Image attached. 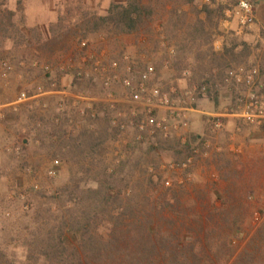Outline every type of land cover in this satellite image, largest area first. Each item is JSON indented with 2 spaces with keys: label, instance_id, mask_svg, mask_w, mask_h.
Masks as SVG:
<instances>
[{
  "label": "rangeland",
  "instance_id": "374dc122",
  "mask_svg": "<svg viewBox=\"0 0 264 264\" xmlns=\"http://www.w3.org/2000/svg\"><path fill=\"white\" fill-rule=\"evenodd\" d=\"M122 1L8 0L5 3L6 8L16 12L14 23L27 27V33L29 28L35 32L29 34L26 44H15L12 39L3 40L0 32V67L3 62H8L14 68L7 80L0 77V108L3 114V119H0V249L8 248L7 254L19 262L23 261L25 250L21 246L25 242L16 232L12 233V229L16 228L17 232L25 235L28 230H34L32 227L41 228L48 222L52 224V217L46 209L62 210L63 204L43 197H51L70 182L94 186L104 166L107 174H116L119 185L129 182L126 191L129 195H146L159 201L165 193L171 199L170 192H177L180 205L174 209L166 208L165 217L176 219L179 223L177 227L185 237L190 235L189 230L199 231V225L192 223L197 216L206 218L215 215L218 223H205L203 233H220L222 237H228L229 246L216 256H202L203 264H233L239 254L252 252V242L260 246L253 264H264V236L258 235L264 225L263 129L245 125L236 118H223V128L214 140L220 151L191 168L187 174L191 179L185 182V173L175 174L162 169L174 162L173 150L155 145L158 136L140 144L134 141L133 131L119 135L110 126L111 115H107L103 103L101 81L89 62L82 66V58L87 55L79 50L81 41L89 42L88 53L96 56L104 53L107 61H121L124 56L130 57L137 72L144 70L150 59L158 69L154 82L164 88L177 85V80L181 79L166 48L161 46V34L150 41L143 32L115 35L107 31L89 32L84 29L81 20L83 12L90 10L102 16L110 4ZM248 1L254 4L256 16L258 14L254 27L257 26L260 31H256V35L263 38V41L256 39L253 44L247 43L252 51L250 61L256 60V64L261 66L264 60V0ZM218 2L232 6L226 9L224 19L237 6L233 5L234 0ZM204 4H210V0H197L199 8ZM188 9L185 7V10ZM160 25L159 22L155 25L159 32ZM252 29L246 33L253 35ZM224 30L219 25V32L223 33ZM232 33L230 29L228 36ZM258 48L262 55L257 54ZM199 50V46L187 50L186 61L193 69L199 64L195 60ZM69 60H73V69H69ZM35 61L49 65L50 73L45 75L31 68ZM165 63L170 64L169 68H164ZM244 67L247 66L240 69L244 70ZM79 68H83V77L77 76ZM208 70L209 67L204 65L197 74L204 75ZM260 83L264 84V75H261ZM38 87H42L47 94L18 103L22 92L33 96ZM122 92L121 87H117L116 97L120 98ZM236 92L235 98L223 87L217 102L201 99L198 108L202 114L196 119L190 117L188 132L181 139H173L180 146H194L198 139H207L210 134L207 123L211 124L215 116L222 115L239 97L247 95L246 88H237ZM16 103L18 105L12 106ZM75 104L77 109L73 107ZM89 104L91 108L81 116L79 109L84 110ZM85 127L95 132L96 137L102 136L103 141L94 157L76 155L74 161H69L60 151L61 144L79 137ZM177 142H173L174 147ZM16 149H19L18 154ZM237 149L241 152L236 153ZM54 160H59L60 164L56 176L51 178L48 171ZM150 178H153L152 184ZM167 180L171 182V188L164 185ZM181 180L184 181L182 184ZM177 214L179 217L181 215L180 219L174 216ZM228 217L236 219L234 229L225 223Z\"/></svg>",
  "mask_w": 264,
  "mask_h": 264
},
{
  "label": "trees",
  "instance_id": "16d2710c",
  "mask_svg": "<svg viewBox=\"0 0 264 264\" xmlns=\"http://www.w3.org/2000/svg\"><path fill=\"white\" fill-rule=\"evenodd\" d=\"M7 1L0 0L2 39L26 44L29 34L35 30L29 28L27 33V27L14 23L16 12L5 7ZM237 3L238 0H234L233 5ZM185 7L189 9L185 10ZM229 8L232 6L218 0H210V4H204L201 8L197 0H124L110 4L102 16L85 11L81 20L84 29L89 32L107 31L115 35L143 32L150 41L161 34L165 38L166 50H175V55L170 58L174 70L181 76L184 69H189L194 82H221L228 70L242 66H247L244 67L246 71L259 67L263 76L264 60L261 66L256 64V60L250 61V45L233 33L225 40L223 52H215L213 43L223 35L219 32V24ZM158 22L161 24L160 32L155 29ZM197 46L201 49L195 56L199 64L193 69L186 61V55L189 47ZM262 57L264 59V52ZM204 65L209 70L204 75H198ZM214 70H218L216 77H213ZM75 83L78 81L75 80ZM237 88L244 87H231L230 92L235 98ZM218 94V91L210 92L206 98L217 102ZM210 127L208 122L207 130ZM102 139V136L96 137L95 132L85 127L79 137L62 143L60 151L69 161H74L76 155L94 157ZM173 142L177 140L159 137L155 145L173 150L174 162L181 163L192 154L193 146H180L177 142L175 148ZM195 145L201 147L202 139H198ZM102 167L94 186L70 182L51 197H43L61 201L63 209H46L52 217V224L48 222L41 228L32 227L34 230H28L25 235L13 228L12 233L16 232L25 242L21 246L24 247L25 257L19 262L7 254L8 248L0 249V264H203L202 256H216L228 249V237H222L215 231L203 233L205 223H218L215 215L206 218L197 216L192 223L199 225V231L189 230L190 235L185 237L177 227L178 221L165 217L166 208L174 209L180 205L177 192H170L171 199L165 193L161 201L152 200L146 195H129L126 192L129 182L119 185L116 174H107V169ZM152 180L149 179L150 184ZM174 216L181 218L178 214ZM224 221L233 229L237 222L232 217ZM258 235L264 236V225ZM250 248L252 252L239 254L233 264H253L260 246L252 242Z\"/></svg>",
  "mask_w": 264,
  "mask_h": 264
},
{
  "label": "built area",
  "instance_id": "2783aa9c",
  "mask_svg": "<svg viewBox=\"0 0 264 264\" xmlns=\"http://www.w3.org/2000/svg\"><path fill=\"white\" fill-rule=\"evenodd\" d=\"M228 19L235 18L238 23L239 33L250 31L256 22L255 7L251 1L242 0L231 12L227 13ZM145 41V40H144ZM162 47L166 46L165 38L160 36ZM79 50L85 52L87 56L82 58V66L90 63L92 70L101 81L104 90L105 108L107 115H111L110 126L119 134L124 135L129 131L134 132V141L145 143L155 139L157 136L167 140L171 138H180L188 132L190 127V116L195 111L200 99L206 98L208 93L220 91L223 87L231 91L232 86L244 87L247 89V95L239 98L234 104L225 109L224 113L215 116L212 119L209 136L202 140V146H193L192 154L183 162H171L162 169H167L175 174L185 173V182L190 181V175H187L191 168L199 162L207 160L211 154L219 152L220 148L214 143L216 135L223 128V118H236L243 124L264 130V84L260 83V69L253 67L250 70L234 69L228 70L221 82L211 80H202L194 82L189 69H184L181 73V80L186 86L181 88L174 84L164 88L159 83L154 82L157 75L155 66L151 60H147L146 68L140 72L135 69V64L130 57L124 56L121 61L106 60L105 54L94 55L88 53L89 42L84 40L79 44ZM261 54L260 48L256 50ZM169 57L175 55L173 48H168ZM145 61V57H143ZM69 69L74 68L73 60H69ZM170 64L165 63L164 68H169ZM31 68L40 70L45 75L49 74L51 67L49 65L33 62ZM78 77H83V68L78 69ZM14 68L8 63L3 62L0 67V77L7 80ZM218 70L213 71V77H216ZM55 87V84H53ZM121 87L122 94L120 98L116 97V88ZM254 89H257L255 91ZM47 93L42 87L35 90V95L30 96L27 92H22L18 103H25L40 98ZM84 100V98H78ZM12 104L13 105H18ZM91 104L80 110L81 116L84 111L91 108ZM77 109V104L73 105ZM0 119L3 114L0 108ZM182 143L184 139L182 138ZM9 151V150H8ZM16 154L19 149H16ZM241 150L237 149L236 153ZM118 157V155H116ZM59 160H54L50 170L49 177L56 176L59 166ZM183 180L180 181L182 184ZM167 188H171L169 180L164 182ZM257 214L255 220L257 221Z\"/></svg>",
  "mask_w": 264,
  "mask_h": 264
},
{
  "label": "crops",
  "instance_id": "0c3cea01",
  "mask_svg": "<svg viewBox=\"0 0 264 264\" xmlns=\"http://www.w3.org/2000/svg\"><path fill=\"white\" fill-rule=\"evenodd\" d=\"M255 15H256V12H255ZM257 16H258V14H257ZM257 16H256V20H257ZM226 18H228L227 17V14H226ZM226 18L223 19L220 22V24H219L220 27H223L225 29L223 31V35L222 36H218L215 39L214 43H213V48H214V50H215V52L217 54H221L223 52V46H224L225 40L228 37V33H229V30L230 29H231V31H233V34L236 37H239V39L241 41H243V42H246V43H249V44H253L256 39H259L260 41H263V38H260V35H258V34L256 35V31H258L257 33H259V31H260L259 29L256 28L257 26L252 29L253 30V35H252V33H246V32H249V31H245V32L239 33L237 20L235 18H232L230 20H228ZM232 20H236V21L231 22ZM156 31H158V30L156 29ZM165 51H166L167 55H169L168 54V48ZM176 83H177L176 86L181 87V88H183V87L186 86V83L183 82L181 79L180 80H177ZM200 100H199V102H198V104L196 106L195 111L190 116L193 119H196L198 117V115L202 114L201 110L198 108V106L200 104Z\"/></svg>",
  "mask_w": 264,
  "mask_h": 264
}]
</instances>
